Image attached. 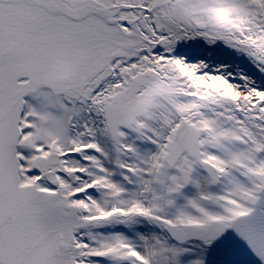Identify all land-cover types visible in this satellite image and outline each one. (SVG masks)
<instances>
[{"label":"snow or ice","instance_id":"6c2138e0","mask_svg":"<svg viewBox=\"0 0 264 264\" xmlns=\"http://www.w3.org/2000/svg\"><path fill=\"white\" fill-rule=\"evenodd\" d=\"M0 264H264V0H0Z\"/></svg>","mask_w":264,"mask_h":264}]
</instances>
